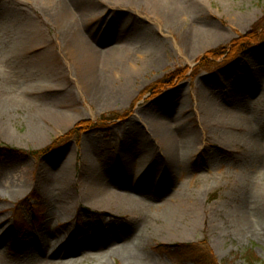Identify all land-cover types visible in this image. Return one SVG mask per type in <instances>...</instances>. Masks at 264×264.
Returning a JSON list of instances; mask_svg holds the SVG:
<instances>
[{
  "label": "rangeland",
  "instance_id": "obj_1",
  "mask_svg": "<svg viewBox=\"0 0 264 264\" xmlns=\"http://www.w3.org/2000/svg\"><path fill=\"white\" fill-rule=\"evenodd\" d=\"M175 3L183 16L171 28L149 2L0 0V146L18 151L0 154V222L9 235L0 238V264L68 263L49 257L48 245L39 255L27 241L44 240L49 214L59 218L52 231L70 240L108 229L77 264H193L176 247L203 243L219 264H264V0ZM196 29L205 38L195 45L188 37ZM253 30L256 43L231 60ZM75 33L94 49L81 60L72 54ZM224 47L212 70L200 66ZM111 57L130 60L134 75L110 73L111 94L100 96L93 79L105 78ZM179 69L171 86L156 87ZM231 92L247 95L218 97L222 110L242 115L246 127L211 105L216 94ZM209 112L221 116V126ZM149 113L163 116V130L185 136L178 140L182 166L148 153L159 147L143 121ZM104 117L111 121L79 142H63L80 122ZM101 183L134 189L141 206H92ZM85 188L92 192L84 200ZM37 213L40 225L19 235L18 214L30 222ZM243 223L253 236H239Z\"/></svg>",
  "mask_w": 264,
  "mask_h": 264
},
{
  "label": "bare ground",
  "instance_id": "obj_2",
  "mask_svg": "<svg viewBox=\"0 0 264 264\" xmlns=\"http://www.w3.org/2000/svg\"><path fill=\"white\" fill-rule=\"evenodd\" d=\"M42 1L52 5L51 3L58 4L60 0H42ZM61 1H63V0H61ZM135 1L138 2L139 4H145L147 2H149L150 4H153L155 6V8L159 11V13H160L161 17L164 19L165 23H167L166 25H168L171 28H174V27L176 28V26H179L178 19L183 16V13L176 7V5H175L176 0H135ZM62 8H63V12H64L62 21H65L67 19L66 14H65V7L62 5ZM204 38H205L204 32L201 33L200 30L196 29V30L192 31L191 35L188 37V40L193 41L194 44L196 45L200 41H202V39H204ZM70 43H73L72 54L75 55L79 60H81L85 54L94 53V49H92L90 47V45H88L84 41V38L79 33H75V35L73 37L71 36V42ZM85 51H87V52L89 51V53H85ZM108 60H110V62H108V64H107L108 72L103 73V75L104 74L106 75L105 78L102 79L100 77L101 75H99L98 78L93 79V76L95 77V74H92L93 75L92 79L94 80L93 82H96L97 84H100L103 87L102 90L98 91L100 96L103 94L110 96V94H111V91L109 89L113 85V83H112L113 80L109 76L110 73L120 75L121 79H123L122 77L131 78V76L134 75V73L129 71V69H128V66L131 65L130 60H123L122 59L123 61L121 63H118V61H115L114 58H112V57L109 58ZM97 61L95 60V58H93L90 60V63L95 66V64H97ZM245 95H247V93L231 92L229 97L222 98L223 95H220V93H219V94H216L215 97H213V99L211 100V105L213 108L220 107L219 109L222 110L224 108L221 107L222 103L219 102V100H218L220 97H221L220 98L221 100L226 99L225 101H227V100L231 101V100H233V98L235 99L237 97H241V96H245ZM230 97H232V99H229ZM107 98H109V97H107ZM221 112L223 114L227 115L226 117H223V118H227V117L232 115L231 112H230L231 113L230 114L229 112H227L225 110H222ZM214 113L215 112L207 113L208 114L207 119L210 118L213 126L214 125L216 127L221 126L220 123H217V122H220L221 116H216V115H214ZM233 114L234 115H232L231 118L234 117L233 120H235L237 125H239L240 127L241 126L246 127V125H248V123H247L248 121H246L242 115H240V114L237 115V113H233ZM144 115H146V113H144ZM218 115H220V114H218ZM144 117L145 118L143 119V121L148 124L149 128H151V132L153 134L152 136H153V138H155L158 141L157 144H159L157 151H151L150 150L148 153L149 154L154 153V154H156V156L161 155L166 160L168 159L169 163L171 164L170 167L174 166V165L182 166L184 164V162H183L184 161V153H183V149H181V145L183 143H181L179 141L183 138L184 135L178 131L172 132V131L163 130L164 127L162 126V124L164 123L163 122L164 118L161 114L149 113L148 116H144ZM144 138H145V140L149 139L146 136ZM143 142L145 143L144 140H143ZM152 150H154V149H152ZM160 151L163 152L164 155H162L160 153ZM158 153H160V154H158ZM92 168H94V165L91 166L88 170H91ZM171 168H173V167H171ZM70 185H71V183L69 181L65 184H59V186L55 184V190L58 187L63 188V187H69ZM90 192H92V190L85 188V191L82 192L84 200L86 199V197L88 196V194ZM93 192H94V190H93ZM95 192H96L95 199H94L95 201H94V203H92V206H94V207H100V208L104 207V208H109V209L113 208V209L121 210V211H122V209L134 211V210H138V208L141 206L142 200H141L140 196L138 195V193L135 192L134 189L127 190V189H123V188H110L108 186V184L106 186L103 183H101V184H99V186H97L95 188ZM48 219H49V222L47 223V227H46V229H48V233H47V231H43L44 232V234H43L44 240L42 242L35 241V239H33V237H36V235H34L33 237H29V239H27V241H34L30 245H34V248L38 252L39 255H44L43 249H44V247L46 248V246L48 245V249H49V253H50L49 257H54L56 259L66 260L68 262L67 264H77L80 261V258L78 256L80 255L81 252H83L82 249L83 250L88 249V251L93 252L96 247H99V245L97 243L99 241V239L103 236V234L108 232V229L104 228L101 231L90 232L88 236L79 237L78 239H75V240H70V238L73 237V235L71 237H69V234L66 232H60L58 235H56L52 231V229L55 227L56 220L59 219L56 215L49 214ZM237 219H238L239 223H242L243 221L246 220L245 210L240 212ZM0 224H1L0 225V238L8 237L9 235H8L4 225L2 226V222H0ZM243 226H244V223L242 225H240L239 236H241V235L242 236H253L254 235L253 227H250V226L249 227H246V226L243 227ZM111 234L112 233H110V235ZM97 238H99V239H97ZM110 239H111V237H110ZM100 243L104 246V245H106V240L100 241ZM45 254H46V249H45ZM106 254L108 255L109 253H106ZM99 258H101V257H99Z\"/></svg>",
  "mask_w": 264,
  "mask_h": 264
},
{
  "label": "trees",
  "instance_id": "obj_3",
  "mask_svg": "<svg viewBox=\"0 0 264 264\" xmlns=\"http://www.w3.org/2000/svg\"><path fill=\"white\" fill-rule=\"evenodd\" d=\"M262 22H260L258 24V28L261 27ZM259 38V32L257 30H253L252 32H250L248 35L242 37L240 39V43L238 42L237 46H239L237 53L235 52L234 55H232L230 58L231 60H233L237 54L243 53L245 52L247 49H249L250 47H253V45L256 43V40ZM227 53V49L221 48L218 50H215L213 52H211V54L208 55V57H205L202 62L200 63V66L204 67V65L208 68H211V66L213 65V60L214 59H220L221 57H223L225 54ZM212 64V65H211ZM213 66H216V64H214ZM213 68H211L212 70ZM181 70L183 69H179L171 74H169L168 76H166L165 79L162 80V82L158 83V85L156 87L158 88H166L168 86H171L174 82V80L176 78H179L182 76V72ZM199 69H196V72H198ZM181 72V73H180ZM154 87V88H156ZM120 119V116L118 117ZM108 120L106 117L103 118V120H100L97 124H94L90 121H83L80 122L75 128H73L66 136L67 140H63V142H67L68 140H77V142H79L80 136L83 132H86L92 128H98V127H102L103 125L107 124ZM60 142H56L54 144V146H59ZM54 146L52 148H54ZM52 148H49L47 150H45L43 152V154L50 152V150ZM13 152H18V151H14V149H11L9 147H5V146H0V154L3 153H13ZM39 212V211H37ZM38 213L35 215L34 218V224L38 223ZM18 226H19V230H23V228L25 227V222L23 220H19L18 221ZM160 248H162L164 251L166 252H171L172 251V247H163L160 246ZM177 248V254H179L178 256L181 255V257L185 258L187 261L192 262L193 264H219L217 263L216 259L214 258L213 253L209 250V248L207 247V245L205 243L203 244H192V245H186V246H180V247H176Z\"/></svg>",
  "mask_w": 264,
  "mask_h": 264
}]
</instances>
